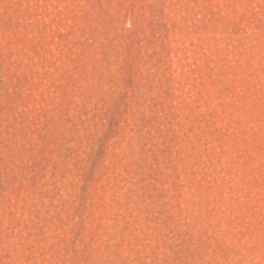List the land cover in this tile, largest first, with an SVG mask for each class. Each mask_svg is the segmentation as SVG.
Returning a JSON list of instances; mask_svg holds the SVG:
<instances>
[{
	"label": "rangeland",
	"instance_id": "1",
	"mask_svg": "<svg viewBox=\"0 0 264 264\" xmlns=\"http://www.w3.org/2000/svg\"><path fill=\"white\" fill-rule=\"evenodd\" d=\"M0 264H264V0H0Z\"/></svg>",
	"mask_w": 264,
	"mask_h": 264
}]
</instances>
